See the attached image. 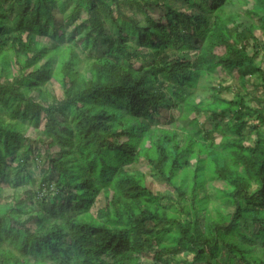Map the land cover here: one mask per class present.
I'll return each instance as SVG.
<instances>
[{"label": "trees", "instance_id": "obj_1", "mask_svg": "<svg viewBox=\"0 0 264 264\" xmlns=\"http://www.w3.org/2000/svg\"><path fill=\"white\" fill-rule=\"evenodd\" d=\"M257 31L264 0H0V264H264ZM140 160L171 195L125 168Z\"/></svg>", "mask_w": 264, "mask_h": 264}, {"label": "rangeland", "instance_id": "obj_2", "mask_svg": "<svg viewBox=\"0 0 264 264\" xmlns=\"http://www.w3.org/2000/svg\"><path fill=\"white\" fill-rule=\"evenodd\" d=\"M149 13L152 15V17H156L158 12L155 11V10H150ZM59 23V22H58ZM109 24L106 23L104 28H105V33L106 35L109 36L110 34V29H109ZM73 28L72 25H69L67 27V31L68 30H71ZM256 36L259 38V42H260V45L261 46H264V37L261 35L260 32H256ZM41 42H48V43H54V39H46V38H41L40 39ZM136 44L134 41H132V46L134 47ZM104 45H98L96 50L94 51L96 54H99L101 53L103 50H104ZM145 53V52H144ZM259 62L261 64V66L264 68V55H262L260 58H259ZM216 74L217 76H219V78L221 80H224L225 82V85H227L230 89L228 91H222L220 96H222L223 98H227V99H230L232 98L233 96V93H234V89L233 88H236L237 87V81L231 77L230 74H226L224 73L222 70L220 69H217L216 71ZM165 84V83H164ZM249 90H251V86H248ZM44 89L49 93V94H52L54 95L56 98H61L62 96V90L60 88V86L58 85V83H56L55 81L53 80H50L45 86H44ZM260 95V94H259ZM43 94L38 96L37 97V100L38 102H43L44 98H43ZM251 105L255 106V103H252L250 102ZM261 107L264 108V103L261 104ZM163 116H166V118L168 116H172L173 118L175 117V114L173 113V111L170 110H167V113H164V111L162 112L161 114V117ZM199 120V124L201 125V129L202 131H209L212 135V137L214 138L215 142H218L219 138H220V134L218 133V131L216 130H213L211 128V124L206 122L202 116H200L198 118ZM226 119H224V121H226ZM44 120L42 119L41 122H40V126L39 128L42 126ZM161 126H163V124H166V123H160ZM249 125H252L254 124L253 123V120L252 119H249V122H248ZM257 126H261L264 128V125H259L258 123H255ZM165 126V125H164ZM168 126V125H167ZM170 126V125H169ZM254 132L251 131V134H253ZM25 136L29 137L32 141L35 140L36 138V132L31 128V126H28L27 127V130L25 132ZM252 138H254L252 136ZM36 144L35 143H32V149L36 148ZM35 157V155H34ZM193 163V161L191 162ZM26 167L27 169L29 170L30 174H31V177L34 181V185L35 187L37 186V183L39 182L40 178L42 177V174L45 172V168H44V165H43V157H40L39 159H35V158H30L26 164ZM125 168L130 171V172H133L135 174H141L144 176V180H145V184L147 185V187L152 191V192H158L160 194H169L171 195V191L166 188L164 186V184H162L161 180L157 179V178H153L150 174V171H149V167L148 165L143 161V160H140L139 162L135 163V164H131L129 166H125ZM224 184L220 181V180H217L215 179L213 182H212V186L211 188L208 190L210 191V193L212 194L211 196V199H210V204H209V207H211L212 205H218L219 202L217 199H215V195H214V189H222L224 188ZM102 205V199L101 197H99L98 199V202H97V207H100ZM223 211L225 212H230L232 211L231 208H224V207H220ZM248 229H247V233H253V232H256L257 230V227L255 226H251V225H248L247 226ZM162 257H166L167 255L164 253L161 255ZM177 257L178 258H185V259H190V255L185 252V251H182L180 250L178 253H177ZM140 261L141 263L143 264H161L159 261L156 260V257L154 255L153 252H147V253H144L141 257H140ZM173 264V263H172Z\"/></svg>", "mask_w": 264, "mask_h": 264}]
</instances>
